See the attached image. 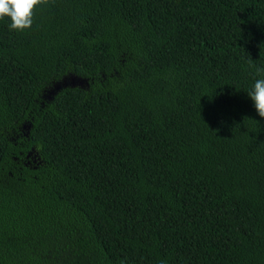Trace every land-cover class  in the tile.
Segmentation results:
<instances>
[{"label":"trees","instance_id":"16d2710c","mask_svg":"<svg viewBox=\"0 0 264 264\" xmlns=\"http://www.w3.org/2000/svg\"><path fill=\"white\" fill-rule=\"evenodd\" d=\"M10 23L0 264H264L247 93L264 0H47L30 28Z\"/></svg>","mask_w":264,"mask_h":264},{"label":"clouds","instance_id":"9594fccd","mask_svg":"<svg viewBox=\"0 0 264 264\" xmlns=\"http://www.w3.org/2000/svg\"><path fill=\"white\" fill-rule=\"evenodd\" d=\"M47 3V0H0V19L9 17L10 30L23 31L30 28L36 6ZM264 73V68H257L256 74ZM254 107L261 118H264V78L257 79L248 92Z\"/></svg>","mask_w":264,"mask_h":264},{"label":"water","instance_id":"95a60500","mask_svg":"<svg viewBox=\"0 0 264 264\" xmlns=\"http://www.w3.org/2000/svg\"><path fill=\"white\" fill-rule=\"evenodd\" d=\"M79 82H76L75 80H73L71 83H66V82H62V84H59L56 89L59 91L62 87L64 86H67L68 84H72V85H75V84H78Z\"/></svg>","mask_w":264,"mask_h":264}]
</instances>
